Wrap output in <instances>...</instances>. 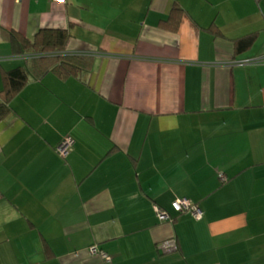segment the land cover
Instances as JSON below:
<instances>
[{
    "label": "crops",
    "instance_id": "1",
    "mask_svg": "<svg viewBox=\"0 0 264 264\" xmlns=\"http://www.w3.org/2000/svg\"><path fill=\"white\" fill-rule=\"evenodd\" d=\"M47 28L92 62L0 120V264H264V0H0V91L26 62L12 31Z\"/></svg>",
    "mask_w": 264,
    "mask_h": 264
},
{
    "label": "trees",
    "instance_id": "2",
    "mask_svg": "<svg viewBox=\"0 0 264 264\" xmlns=\"http://www.w3.org/2000/svg\"><path fill=\"white\" fill-rule=\"evenodd\" d=\"M182 14H184L183 9L176 5L171 16L161 23L166 28L177 30L178 26L174 25ZM210 29L216 34L219 32L214 26ZM11 35L13 53L26 56V62L22 66L3 72L4 88L0 91V120L11 110L12 100L30 81L40 79L49 71H55L63 78L84 75L91 66L92 60L89 57L66 52L72 36L69 30L41 29L33 40L17 31H12ZM256 38L255 32L236 39L237 53L248 50Z\"/></svg>",
    "mask_w": 264,
    "mask_h": 264
},
{
    "label": "built area",
    "instance_id": "3",
    "mask_svg": "<svg viewBox=\"0 0 264 264\" xmlns=\"http://www.w3.org/2000/svg\"><path fill=\"white\" fill-rule=\"evenodd\" d=\"M53 1L66 2V0H53ZM71 145H72L71 139L69 137H66L58 145L57 150L62 156L66 157L69 153V149H70ZM173 204H174L175 209L178 212H190L193 214V216L196 219H201L205 216L204 210L198 204L194 203L193 201H191L187 198L174 200ZM156 211H157V214H158L159 218L161 219V221H167V220L172 219V216L168 210L157 207ZM177 245H178V243H177L176 239H170V240L164 241L161 244V246L164 247V249H166V250L176 248ZM91 251L93 253L101 254L107 263H110L112 261V257L109 255V253L102 250L100 248V246H98L96 244L91 246Z\"/></svg>",
    "mask_w": 264,
    "mask_h": 264
},
{
    "label": "rangeland",
    "instance_id": "4",
    "mask_svg": "<svg viewBox=\"0 0 264 264\" xmlns=\"http://www.w3.org/2000/svg\"><path fill=\"white\" fill-rule=\"evenodd\" d=\"M263 43H264V39H263ZM183 198H186V197H178V198H176V199H174V200H178V199H183ZM188 199V198H187ZM190 200V199H189ZM194 203H196L195 201H193ZM197 204V203H196Z\"/></svg>",
    "mask_w": 264,
    "mask_h": 264
},
{
    "label": "bare ground",
    "instance_id": "5",
    "mask_svg": "<svg viewBox=\"0 0 264 264\" xmlns=\"http://www.w3.org/2000/svg\"><path fill=\"white\" fill-rule=\"evenodd\" d=\"M174 202V201H173ZM199 205V204H198ZM173 206H174V204H173ZM175 208V207H174ZM203 209V208H202ZM182 213H186V212H182ZM171 214V213H170ZM172 216V215H171Z\"/></svg>",
    "mask_w": 264,
    "mask_h": 264
}]
</instances>
